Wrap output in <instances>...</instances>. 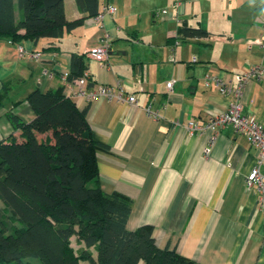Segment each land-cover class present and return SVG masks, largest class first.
I'll list each match as a JSON object with an SVG mask.
<instances>
[{
	"label": "crops",
	"instance_id": "0c3cea01",
	"mask_svg": "<svg viewBox=\"0 0 264 264\" xmlns=\"http://www.w3.org/2000/svg\"><path fill=\"white\" fill-rule=\"evenodd\" d=\"M134 1L138 0H101L102 8L116 4L117 15H105L99 22L84 18L51 49H46L48 39L37 43L0 39V88H9V100L0 106V139L19 134L6 113L13 110L21 120H31L28 93L63 86L61 76L70 69L71 54H84L92 87H121L137 101L136 105L108 98L87 101L72 97L74 85L63 87L79 109L88 105L91 134L108 148L97 152L101 190L132 200L127 229L151 225L157 247L174 248L199 264H264V199L245 186L255 149L244 135L226 126L217 132L206 155L210 131L192 133L186 128L190 120L204 124L210 112H221L234 101L232 93L219 91L213 83L206 86V74L225 79L247 66L264 65V50L247 46V40L264 31L261 1L247 0L250 11L230 21L216 20L213 13L210 20H203L200 3L189 12L186 0L180 10L174 4V11L166 8L169 14L162 19L158 11L154 14L156 8L141 9ZM188 1L193 6L196 2ZM63 3L67 19L84 15L75 0ZM182 21L203 27L209 36L176 38ZM104 31L110 35L108 53L115 54L107 53L104 62H97L86 52ZM19 46L41 56L20 55ZM170 80L173 84L167 90ZM240 100L243 111L264 125V80L246 83ZM148 104L154 116L145 111ZM259 171L264 175V163Z\"/></svg>",
	"mask_w": 264,
	"mask_h": 264
},
{
	"label": "trees",
	"instance_id": "16d2710c",
	"mask_svg": "<svg viewBox=\"0 0 264 264\" xmlns=\"http://www.w3.org/2000/svg\"><path fill=\"white\" fill-rule=\"evenodd\" d=\"M100 1L75 0L84 15L69 20L63 0H0V39H48L46 49L54 48L55 40L100 12ZM204 36L206 29L182 21L175 37ZM86 68L84 54L72 53L66 79ZM8 91L0 88V106ZM26 101L33 118L23 121L9 110L18 138L0 139V264H28L32 257L42 264H199L157 247L151 225L127 229L132 200L99 185L97 152L108 148L91 134L88 105L79 109L63 86L34 89ZM71 237L83 247L73 248Z\"/></svg>",
	"mask_w": 264,
	"mask_h": 264
},
{
	"label": "built area",
	"instance_id": "2783aa9c",
	"mask_svg": "<svg viewBox=\"0 0 264 264\" xmlns=\"http://www.w3.org/2000/svg\"><path fill=\"white\" fill-rule=\"evenodd\" d=\"M261 1V6L264 8V0ZM254 2V0H251ZM177 10H180L183 6V0H177L174 4ZM118 13V6L116 4H108L100 10V12L94 16L95 21L99 22L105 15L116 16ZM169 14L168 9H160L156 15L160 18H164ZM262 30H264V22H262ZM110 35L107 31H104L99 37L98 44L87 50V56L97 62H104L107 59V53L109 49ZM179 41H175L174 45L171 46L170 50L173 52L175 46ZM247 46H257L264 50V31L261 35L247 40ZM19 54H27L29 58L37 59L41 56L40 52H28L25 53L24 48H18ZM193 61L196 58L192 59ZM67 72H64L61 76L63 81V87L72 84L75 86V90L72 93V97H82L87 101H92L100 98L114 99L121 102H129L134 105L137 101L132 94H126L121 87L114 90L111 86H98V87H87L88 72L85 71L80 77L75 78L72 81L66 79ZM264 80V65L254 64L245 67L242 71L234 73L231 78H223L218 75L206 74L204 83L206 86L213 83L219 91L223 93H232L234 101L231 102L221 112H210L207 120L202 125H198L195 121H188L186 128L190 132H206L210 131L208 145L205 147L204 152L206 155L211 153V149L215 143L217 132L226 127L230 126L232 129L241 135H244L250 145L255 149V164L245 177V186L255 191L259 198L264 199V175L259 171V167L264 163V125H262L256 118L243 111L241 103V93L244 85L250 81H262ZM234 81V84H233ZM173 81H167L165 86L169 90ZM145 111L152 116L155 114L151 110L150 104L144 107Z\"/></svg>",
	"mask_w": 264,
	"mask_h": 264
},
{
	"label": "rangeland",
	"instance_id": "374dc122",
	"mask_svg": "<svg viewBox=\"0 0 264 264\" xmlns=\"http://www.w3.org/2000/svg\"><path fill=\"white\" fill-rule=\"evenodd\" d=\"M173 1V2H172ZM177 0H141V1H134V5L138 6L139 8H145L148 6H152L153 8H156L154 10V14L156 11H159L162 8H168L170 11H174L173 8V4H175V2ZM195 1V0H194ZM198 1V2H197ZM201 5V7L203 8L201 13L202 15H200V17L203 20H207V19H211L212 15L214 14V18H216V20L220 19L223 21L226 20H235L237 18H240L242 15V13L246 11H250L248 9V5L247 0H196V2L194 3L193 6V2H190L188 0H186V8L187 10L190 12L191 8L196 7V4ZM132 5L133 2L130 1L129 3L126 1V5ZM152 8V9H153ZM140 11H137V13L135 14V18L138 19V13ZM213 13V14H212ZM190 16L189 14H187L186 17ZM198 19V18H197ZM192 57H196V55L192 56ZM76 238L74 237L71 240V245L73 248H77L76 246ZM28 264H42V262L37 259V258H28L27 260Z\"/></svg>",
	"mask_w": 264,
	"mask_h": 264
},
{
	"label": "water",
	"instance_id": "95a60500",
	"mask_svg": "<svg viewBox=\"0 0 264 264\" xmlns=\"http://www.w3.org/2000/svg\"><path fill=\"white\" fill-rule=\"evenodd\" d=\"M108 54H115L113 51H109V53Z\"/></svg>",
	"mask_w": 264,
	"mask_h": 264
}]
</instances>
